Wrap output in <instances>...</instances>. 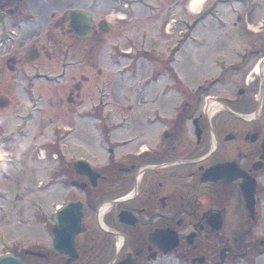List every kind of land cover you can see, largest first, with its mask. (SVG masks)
Returning a JSON list of instances; mask_svg holds the SVG:
<instances>
[{"label": "rangeland", "instance_id": "374dc122", "mask_svg": "<svg viewBox=\"0 0 264 264\" xmlns=\"http://www.w3.org/2000/svg\"><path fill=\"white\" fill-rule=\"evenodd\" d=\"M5 1L3 5L0 0V99L7 98L10 106L0 108V256L49 245L56 208L84 200L71 182L77 159L103 167L108 147L136 134L139 140L128 147L135 150L150 142L142 134L153 127L162 130L161 122L165 125L183 109V99L165 71L168 62L163 61L176 46H182L177 58L182 63L172 64L175 74L192 93L200 87L205 91L194 99L199 102L197 114L205 112V99L211 98L236 115L242 99L238 92L248 90L244 81L251 84L257 77L254 70L264 53V0H209L206 25L197 30L195 42L186 44L200 22L190 18L195 16L189 11L191 0H155L162 11L152 18L145 0ZM75 9L92 13L95 36L79 40L70 32L66 14ZM217 14L226 28L214 22ZM104 21L108 33L98 29ZM249 49L262 54L249 56L251 63L243 68L241 55ZM31 50L41 54L36 62L26 61ZM11 58L19 61L14 72L6 68ZM159 72L164 75L154 81L153 74ZM77 84L82 86L80 99L68 104ZM235 115L221 110L214 119L230 126L237 122ZM120 153L125 157L124 149ZM259 175L264 189V170ZM257 212L260 220L254 230H236L233 217L232 225L221 232L232 246L237 240L247 246L264 240V191ZM88 213L95 225V212ZM117 241L108 244V251ZM148 264L190 261L171 254ZM240 264H264V254Z\"/></svg>", "mask_w": 264, "mask_h": 264}, {"label": "flooded vegetation", "instance_id": "af4514ba", "mask_svg": "<svg viewBox=\"0 0 264 264\" xmlns=\"http://www.w3.org/2000/svg\"><path fill=\"white\" fill-rule=\"evenodd\" d=\"M1 1L3 5L7 3ZM247 51L241 55L243 68L251 63L249 56L262 54L254 49ZM263 59L264 53L257 63ZM244 85L248 90L243 88L240 96L241 109L237 111L235 125H218L213 116L197 114L199 102L190 97L184 102V112L177 111L165 125L161 122L162 130L153 127L142 134L150 142L133 151L128 147L139 140L136 134L119 141L121 144L113 143L117 145L109 148L106 166L97 168L101 176L97 188L72 170V185L76 184L78 192L84 195V200L78 202L83 205L85 233L76 239V261L70 262V257L52 251L53 235L49 245L30 250L38 255L27 254L26 250L15 255L25 264H119L126 258H133L134 264H148L164 258L163 251L150 241L156 231L176 233L179 246L172 255L179 254L190 263L203 259L204 264H240L263 255L264 240H252L249 246L237 240L232 246L221 234L232 225L233 217L237 218L233 223L235 229L241 231L254 230L260 220L257 205L264 191L259 184V173L264 170V162H260L264 143V78L261 80L258 75L251 84L244 81ZM69 95L68 104L74 105L80 99L79 93L71 91ZM121 149L125 150V157L121 156ZM228 164L236 168V175L240 173L234 181H201L208 169ZM258 164L262 168L256 171L254 166ZM244 174L256 182L255 212L247 207L243 196ZM104 185L108 190H102ZM106 203L109 205L103 215ZM88 212H95V225L89 223ZM121 213L130 215L136 224L122 223ZM218 221L222 222L221 231H216ZM52 231L54 234L55 227ZM184 231L189 234H182ZM191 234L195 237L189 244L187 237ZM113 240L118 243L111 244L110 252L108 244ZM153 254L155 258L150 257Z\"/></svg>", "mask_w": 264, "mask_h": 264}, {"label": "water", "instance_id": "95a60500", "mask_svg": "<svg viewBox=\"0 0 264 264\" xmlns=\"http://www.w3.org/2000/svg\"><path fill=\"white\" fill-rule=\"evenodd\" d=\"M67 18L70 21V28L73 31L74 35L78 38H87L93 35V22L91 14L83 11L73 10L68 12ZM101 31L106 33L109 31V27L106 23L101 24ZM39 58V54L36 52H31L28 60L35 61ZM16 66V61L11 60L7 63V67L10 71H14ZM9 105V101L2 98L0 99V108H5ZM263 153H264V144H263ZM262 159L264 160V154ZM262 168L261 164L254 166L256 171H259ZM220 169H214L209 171L208 174L204 176L203 181H209V175L215 171V179H221L218 174H220ZM75 171L78 175H84L91 179L92 186L97 187V181L100 179V175L95 173L91 165L84 161H79L75 164ZM207 179V180H206ZM216 181V180H215ZM255 188L256 183L254 179L251 177L244 178V186H243V195L247 202V207L254 211L255 207ZM81 205L77 204H69L66 207L62 208L59 212H57L54 216V222L57 225L56 230V239L53 243L52 249L56 253L66 254L68 256H72L75 258L76 256V248H75V238L77 235L83 232L81 229V219L82 214L80 213ZM130 215L127 213H121L120 221L126 224L135 225L136 221H131ZM216 230L220 231L222 228V222L218 221ZM195 235H191L187 238L189 244H192L194 241ZM151 242L158 248H160L164 254L172 253L179 246V239L176 233L172 231H156L154 234L150 236ZM197 261V260H196ZM196 261H193L195 264ZM200 264L204 263L203 259L198 260ZM0 264H23L17 258L12 255L3 256L0 258ZM120 264H134V262L130 259L123 261Z\"/></svg>", "mask_w": 264, "mask_h": 264}, {"label": "bare ground", "instance_id": "6f19581e", "mask_svg": "<svg viewBox=\"0 0 264 264\" xmlns=\"http://www.w3.org/2000/svg\"><path fill=\"white\" fill-rule=\"evenodd\" d=\"M208 0H192L189 9L191 13L196 14L200 11V8L207 2ZM258 66H256L254 70V74H258ZM222 108V105L219 103H212V105L209 107L210 111H214L215 113L218 112ZM103 211H105V208H103Z\"/></svg>", "mask_w": 264, "mask_h": 264}, {"label": "trees", "instance_id": "16d2710c", "mask_svg": "<svg viewBox=\"0 0 264 264\" xmlns=\"http://www.w3.org/2000/svg\"><path fill=\"white\" fill-rule=\"evenodd\" d=\"M181 91L183 92V94L185 95V96H189V93L186 91V90H184V89H181Z\"/></svg>", "mask_w": 264, "mask_h": 264}]
</instances>
